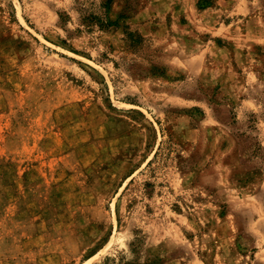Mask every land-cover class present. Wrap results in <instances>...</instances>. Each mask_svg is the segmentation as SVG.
I'll return each mask as SVG.
<instances>
[{
    "label": "rangeland",
    "instance_id": "rangeland-1",
    "mask_svg": "<svg viewBox=\"0 0 264 264\" xmlns=\"http://www.w3.org/2000/svg\"><path fill=\"white\" fill-rule=\"evenodd\" d=\"M0 264H264V0H0Z\"/></svg>",
    "mask_w": 264,
    "mask_h": 264
},
{
    "label": "trees",
    "instance_id": "trees-1",
    "mask_svg": "<svg viewBox=\"0 0 264 264\" xmlns=\"http://www.w3.org/2000/svg\"><path fill=\"white\" fill-rule=\"evenodd\" d=\"M100 24H102L103 25V22L100 20Z\"/></svg>",
    "mask_w": 264,
    "mask_h": 264
}]
</instances>
